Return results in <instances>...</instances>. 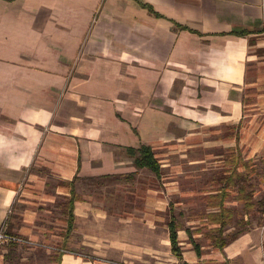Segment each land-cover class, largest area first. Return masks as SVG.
Wrapping results in <instances>:
<instances>
[{"label": "crops", "instance_id": "1", "mask_svg": "<svg viewBox=\"0 0 264 264\" xmlns=\"http://www.w3.org/2000/svg\"><path fill=\"white\" fill-rule=\"evenodd\" d=\"M239 125V148L254 159L264 146V0H0V228L63 242L55 203L77 176L82 200L60 264H179L165 222L178 184L170 155L235 148L220 135ZM142 145L160 179L129 155ZM106 176L122 178L89 180ZM154 180L163 188H147ZM121 194L128 205L115 209ZM252 238L200 254L180 245L188 264H264Z\"/></svg>", "mask_w": 264, "mask_h": 264}, {"label": "rangeland", "instance_id": "2", "mask_svg": "<svg viewBox=\"0 0 264 264\" xmlns=\"http://www.w3.org/2000/svg\"><path fill=\"white\" fill-rule=\"evenodd\" d=\"M230 134H232V130L226 128L220 137L226 139L230 137ZM233 134L236 135L238 133L236 130H233ZM239 146L240 145H238V147ZM228 150L227 148L225 151L224 149L213 150L212 153L215 155H211L210 157H203V155H201L203 153H200L201 151L197 149L190 150L185 154L170 155L171 172L172 174L174 173L173 177L178 184H172L169 186V206L165 222H168L170 220V216L173 214L177 221L183 225V229H189V232L182 230L184 233L181 234V238L179 239V243L184 240L187 241V243H190L188 249L195 248V245H207L208 247H212L211 249L205 250L207 253L211 250H215L212 245V241L207 237V235L209 231L215 229L218 225H210L209 221L200 220L198 217L215 211L208 209L203 199L206 195H209L217 188L215 179H217L223 171V164L216 162L221 161V155L226 154ZM261 150L262 152L259 153L256 158L250 159L255 161V164L257 165V173L251 178V184L253 185V190L255 191L256 203L264 196V146ZM237 152L238 154L240 153L244 159H246V156L244 157L240 148H238ZM215 156H219V158H215ZM200 157L205 159L203 162L197 164V166H191L188 164L190 161H194ZM206 158L209 160H206ZM175 171L176 173L179 172L181 174L176 175ZM161 183L162 182L157 183L156 180H154L153 183H147V188H163ZM147 188L142 187V191L140 192L142 193L146 191ZM235 195V193H232L226 204V208L233 211L234 215L232 223L226 228L224 235L230 236L234 233L243 232L239 238L245 234H250L255 238H252L253 241L258 240L264 244V216L256 212L246 214L243 203L235 201ZM120 196L124 198L123 194H121L115 197V201L111 202L113 208L115 209L123 208V204H125L124 201L121 200ZM112 205L110 204L109 206ZM125 205H128V203ZM256 209H258L257 206ZM179 246L183 253L184 251L182 246ZM43 249L44 250L40 251L34 248L24 249L19 247L16 251L13 264H48L50 259L49 257L54 254V250L46 248ZM7 252L8 251L6 249L0 250V255H3L4 257ZM81 252L89 253V251L86 250ZM3 260V258H0V264H3V262L4 264H7ZM205 264H211L209 259L205 261Z\"/></svg>", "mask_w": 264, "mask_h": 264}, {"label": "trees", "instance_id": "3", "mask_svg": "<svg viewBox=\"0 0 264 264\" xmlns=\"http://www.w3.org/2000/svg\"><path fill=\"white\" fill-rule=\"evenodd\" d=\"M242 34V33H241ZM240 128L230 127L232 134L230 138H233L237 142L235 148H231L226 154L222 156L223 168L220 176L215 179L217 188L213 190L209 195L204 197V201L208 209L215 210L213 213H206L198 217L200 220L209 221L210 225H218L215 229L208 232L207 237L212 241V245L217 250H223L230 243L234 242L243 233H234L230 236H225L226 228L231 225L233 219V211L226 208L228 199L232 193H235V201L242 202L246 214L252 212L260 213L264 216V196L255 202V191L251 184V178L257 173V165L253 160L244 159L241 154L237 152L239 145V134H233V130ZM129 155L134 158V164L138 169H147L152 172L157 179H160L163 170L159 160L156 158L153 149L150 146L142 145L138 150L129 149ZM242 170V171H241ZM120 176H106L99 179H89L95 184V187L102 188L103 186H111L114 181L120 180ZM76 176L70 183H65L70 188L69 197H58L55 207L59 210L66 222L65 232H62L63 242L56 243L53 247L54 254L49 258V263H61L63 254L68 250L67 243L72 238V234L75 230V203L82 200L81 196L76 191ZM125 203V202H124ZM256 206L258 209H256ZM256 209V210H255ZM243 222V221H242ZM172 254L178 259L179 264H188L184 261L183 253L180 248L178 233L182 230L189 232V229H183V225L177 221L172 214L170 220L167 223ZM19 247L24 249L30 248L28 246L14 244L5 248L8 252L4 255V261L7 264H13L16 251ZM42 245L35 247L34 249L44 250ZM4 249V250H5ZM47 249V248H46ZM195 251L200 254L199 245H195ZM40 253V252H39Z\"/></svg>", "mask_w": 264, "mask_h": 264}, {"label": "built area", "instance_id": "4", "mask_svg": "<svg viewBox=\"0 0 264 264\" xmlns=\"http://www.w3.org/2000/svg\"><path fill=\"white\" fill-rule=\"evenodd\" d=\"M14 244L28 246L30 248H35L37 246H40V245H36V244H34L28 240H25L19 236H16V235L9 233L6 225L2 226L0 228V250H4L5 248L12 246ZM44 248L53 249V248H48V247H44ZM53 250H55V249H53ZM1 256L2 255H0V257Z\"/></svg>", "mask_w": 264, "mask_h": 264}]
</instances>
